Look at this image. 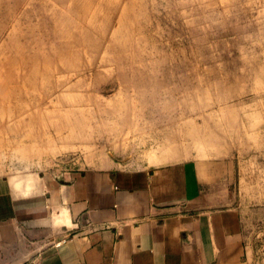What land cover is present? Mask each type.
<instances>
[{
	"label": "rangeland",
	"instance_id": "1",
	"mask_svg": "<svg viewBox=\"0 0 264 264\" xmlns=\"http://www.w3.org/2000/svg\"><path fill=\"white\" fill-rule=\"evenodd\" d=\"M219 144L245 157L247 242L264 264V0H0V172Z\"/></svg>",
	"mask_w": 264,
	"mask_h": 264
},
{
	"label": "crops",
	"instance_id": "2",
	"mask_svg": "<svg viewBox=\"0 0 264 264\" xmlns=\"http://www.w3.org/2000/svg\"><path fill=\"white\" fill-rule=\"evenodd\" d=\"M190 150L60 176L0 172V264H256L245 157Z\"/></svg>",
	"mask_w": 264,
	"mask_h": 264
}]
</instances>
